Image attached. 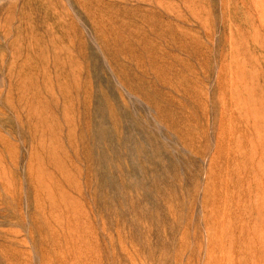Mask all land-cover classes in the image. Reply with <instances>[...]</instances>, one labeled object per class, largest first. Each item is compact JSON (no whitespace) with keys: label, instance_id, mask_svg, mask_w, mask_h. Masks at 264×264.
<instances>
[{"label":"rangeland","instance_id":"374dc122","mask_svg":"<svg viewBox=\"0 0 264 264\" xmlns=\"http://www.w3.org/2000/svg\"><path fill=\"white\" fill-rule=\"evenodd\" d=\"M0 264H264V0H0Z\"/></svg>","mask_w":264,"mask_h":264}]
</instances>
